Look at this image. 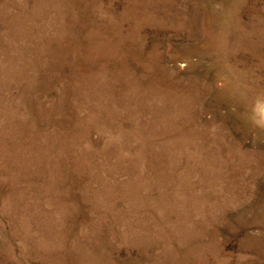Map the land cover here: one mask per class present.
<instances>
[{"label":"rangeland","instance_id":"374dc122","mask_svg":"<svg viewBox=\"0 0 264 264\" xmlns=\"http://www.w3.org/2000/svg\"><path fill=\"white\" fill-rule=\"evenodd\" d=\"M0 264H264V0H0Z\"/></svg>","mask_w":264,"mask_h":264}]
</instances>
